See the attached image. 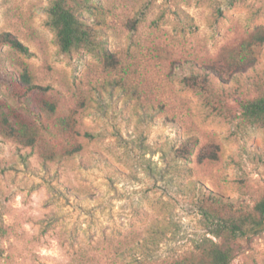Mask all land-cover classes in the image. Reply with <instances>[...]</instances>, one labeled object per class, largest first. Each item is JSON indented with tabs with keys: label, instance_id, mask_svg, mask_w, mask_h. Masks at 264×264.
<instances>
[{
	"label": "rangeland",
	"instance_id": "1",
	"mask_svg": "<svg viewBox=\"0 0 264 264\" xmlns=\"http://www.w3.org/2000/svg\"><path fill=\"white\" fill-rule=\"evenodd\" d=\"M51 1L0 0V34L31 52L0 48V120L48 127L34 147L0 134V264L171 262L213 238L207 189L264 198V126L242 108L264 94V0H78L113 61L61 53ZM216 63L213 96L186 85ZM22 74L47 91L23 96ZM232 264H264V231Z\"/></svg>",
	"mask_w": 264,
	"mask_h": 264
},
{
	"label": "trees",
	"instance_id": "2",
	"mask_svg": "<svg viewBox=\"0 0 264 264\" xmlns=\"http://www.w3.org/2000/svg\"><path fill=\"white\" fill-rule=\"evenodd\" d=\"M78 0H52L49 7V26L56 34L57 43L61 53L73 54L77 52H87L97 57L103 55L108 61H113V56L104 49L102 43L97 40L95 30L86 20L79 17L75 6ZM260 39L264 41V36ZM9 46L15 51L31 55L27 46L11 33L0 34V48ZM226 66L216 63L212 67L204 70L205 76L199 74L196 78L186 80V85L200 90L208 97L213 96L211 78H218L216 73H221ZM236 74H242L249 68L237 63L234 65ZM220 79V78H219ZM16 86L24 90L23 96L40 90L47 91V88L32 84L27 74H22L21 80L16 81ZM22 96V94H21ZM41 110L54 112V104L49 101L40 103ZM243 117L253 125L264 126V94L252 101L242 105ZM19 120L16 125L10 122L8 116H3L0 120V134L6 138L16 140L27 147H34L42 136V129L25 120L24 117H17ZM40 122L41 119H39ZM91 137V134H86ZM212 157H215L212 155ZM203 155L201 159H205ZM206 202L201 205V213L207 225V235L200 241L195 249L171 262L155 264H232L242 241H249L259 236L264 231V198L256 203L253 209L247 210L237 208L233 204L226 202L225 198L211 190H208ZM150 264V263H143Z\"/></svg>",
	"mask_w": 264,
	"mask_h": 264
}]
</instances>
